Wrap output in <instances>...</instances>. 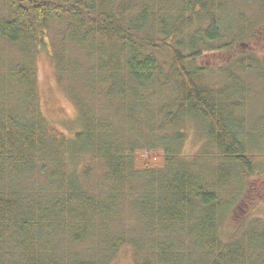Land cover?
<instances>
[{
	"label": "trees",
	"instance_id": "16d2710c",
	"mask_svg": "<svg viewBox=\"0 0 264 264\" xmlns=\"http://www.w3.org/2000/svg\"><path fill=\"white\" fill-rule=\"evenodd\" d=\"M224 3L0 0V41L21 53L10 62L0 56V264H105L66 243L86 242L128 203L155 239L144 252L138 239L116 238L110 255L129 244L139 264H251L256 250L264 260V234L253 250L246 233L225 241L219 231L221 191L234 169L252 170L247 133L233 121L241 124L237 112L247 90L240 72L257 64L235 59L217 72L220 86L194 65L205 48L235 34L223 26ZM47 44L57 79L80 111L82 129L74 136L48 125L40 112L34 57ZM164 86L175 93L164 96ZM111 96L146 111L158 99L161 122L130 116L137 126L125 124L124 106L125 116L106 113ZM196 114L223 155L222 178L202 174L179 154L181 126ZM158 147L162 166L138 165L140 149ZM189 236L199 253H191Z\"/></svg>",
	"mask_w": 264,
	"mask_h": 264
},
{
	"label": "rangeland",
	"instance_id": "374dc122",
	"mask_svg": "<svg viewBox=\"0 0 264 264\" xmlns=\"http://www.w3.org/2000/svg\"><path fill=\"white\" fill-rule=\"evenodd\" d=\"M224 1V5L219 10L223 23L225 22L223 26L225 30L232 29L235 34L224 36L222 42L212 45L210 49L205 48L201 56L194 60V65L203 70L206 82L212 84L214 82L215 85L220 86L217 79L221 80V76L217 72L225 66H230L235 59L244 58L247 64L257 63L252 68L240 72L243 78L240 83L247 90L240 96L243 105L237 112L242 120L241 124L238 120L233 121V127L243 128L242 131L247 133L246 145L252 170L234 169L231 182L221 191L226 206L219 218L220 235L225 241L234 240L246 233L248 238L246 242L252 241L254 250L261 244L259 236L264 234V0ZM203 24V18L195 21L191 31L194 32ZM36 51L34 63L40 112L48 125L68 136H74L82 129L78 106L57 79L56 64L51 55L50 44L41 45ZM0 56L6 62L19 59L20 48L9 42L0 41ZM161 57L165 58L164 55ZM160 91L166 93L164 95L166 97L175 93L170 86H164ZM90 101L97 106L100 105L97 100ZM124 104L120 98L111 96L106 113L110 115L114 112L120 117L125 116L123 113L126 112L125 124L131 127H136L137 122L132 120L130 123V116L141 122H148V118L153 119L154 122H161L157 117L158 99L152 98V102L149 101L147 111L141 104H133L129 101ZM114 105L116 107L112 108ZM121 106L125 107L124 112ZM127 125L125 126L128 128ZM181 127L185 133V140L179 154L199 167L202 174L216 173L222 178L225 169L220 164L224 163V158L214 142L207 137L209 133L205 120L198 115L197 118L184 122ZM164 157V150L159 147L155 150L143 148L136 153L139 166L145 164L162 166ZM226 168L230 169L229 165ZM101 174L102 170L98 164L91 174L92 179L97 181ZM132 209V203L125 204L112 221L99 225L89 240L81 244L67 242L66 245H74L73 250L82 252V255H92L105 264H139L137 255L129 244L122 245L111 255L107 251L108 245L113 244L116 238L138 239L144 252L147 248L146 243H152L155 239V233H152L144 222L135 218ZM255 233L256 237L253 236ZM190 242H192L191 237ZM194 244L193 240L192 245H189L192 246L191 253H199ZM253 256L251 264L264 263L259 251L256 250Z\"/></svg>",
	"mask_w": 264,
	"mask_h": 264
}]
</instances>
